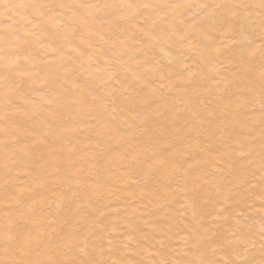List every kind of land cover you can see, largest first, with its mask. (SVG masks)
Listing matches in <instances>:
<instances>
[{
  "label": "bare ground",
  "instance_id": "obj_1",
  "mask_svg": "<svg viewBox=\"0 0 264 264\" xmlns=\"http://www.w3.org/2000/svg\"><path fill=\"white\" fill-rule=\"evenodd\" d=\"M88 1H90V3L87 4L88 5L87 8L86 7L80 8L79 11L76 13L74 12L75 11L74 9L73 10L71 9L74 13L69 14L70 18L68 17L69 20H67L68 21L67 24L64 27H61L62 25L59 26L58 23L55 24L54 19H56V18H54L53 15L56 14L57 12L63 13V11H65L66 7H65L64 3H67L68 2L67 0H65V1L63 0L62 3L56 4L55 10L57 12H55L52 15L50 14L51 17L48 16L47 19H44V17L40 18L41 17L40 12L44 9L46 3L47 4L49 3L48 0H13V2L11 0L12 4L16 5L15 6L16 8H14L15 9L14 10L15 20L13 22L11 21L12 24L9 26V29H5V33L7 36L6 40H8L9 38H11L13 36L14 37L17 36V35H15L16 33L12 32V31H15L14 28H17V26H20L21 27V30L19 32V33H21L20 39H22L23 41H26V42H30V46H32V49H31L32 51H29V53L26 54V53H18L15 50H12V51L8 50L7 51L8 54H6V53L5 54L9 56L8 62L11 65L10 71L12 72V70H13V72H15V70H16L18 72L20 69L17 70V68L13 67L12 64L19 65L22 62L23 63L26 62V60L27 61L28 60H30V61L35 60L37 58V56L39 55V53L41 52V50L45 51L46 49L47 50H54V49L57 50L58 49L60 51L61 49H59V48H62L63 42L67 41L68 38H69L70 42L68 40L66 45L69 46L72 43L71 45H72L73 49H74L73 46H77L78 44H80L81 46H85V48H89L91 45H89L83 41H80V40H76V41L73 40L77 43L76 45L73 44L71 39L73 37L77 36L75 34L73 35V32L75 31V27L84 28L86 25L84 23V20L89 21V22L92 21V24L94 26L92 28V30L97 31V32H100V31L102 32L105 25H103L102 22L99 21L98 19H101L100 17H101V14L104 12V9H108L109 7H102L101 11H103V12H101L100 10H96V8L101 3L106 2L105 0H88ZM163 1L165 2L166 0H161L159 2H163ZM138 2L139 1H137L135 3H138ZM151 2L153 3V1H151ZM119 3H120V1L118 2V4ZM142 3H143V1L140 4L141 5L148 4V2L146 3V1H145L146 4H144V3L142 4ZM74 4H77V1ZM108 4L109 3H107V5ZM120 5L122 6L121 3H120ZM120 5H118V7H115V9H114L115 10L114 12H116V13H114L115 15L117 13H120L123 11L122 7ZM131 5H132V2H131ZM131 5L127 6V8L128 7H130V8H128L129 10H124L122 13V16L124 14L125 15L130 14L134 11L133 10L134 8L132 9ZM108 6H110V4ZM4 7H6V6H4ZM110 8H111V6H110ZM110 8H109V11H111ZM119 8H121L122 11L121 10L119 11L118 10ZM3 10H4L3 6H0V20L3 19V17H4L3 16V14H4ZM138 10H139V7H138ZM17 11H20L19 13H22L23 15L21 16L19 14L17 16V14H16V13H18ZM147 12H145V14ZM65 13H68V12H65ZM110 13H112V12H110ZM150 13H151V15L154 14V12L151 10L149 11V14ZM48 14H44V15H46V17H47ZM63 14H57V15L60 16ZM141 15H144V13L139 14V16H141ZM119 16H121V15H119ZM57 20H58V18H57ZM33 21H35L34 24H33ZM37 21H42L41 25H44V26H42L43 28H41V29L37 28ZM219 23H220V21L217 24V26H218L217 28H220ZM251 24L254 25L253 23H251ZM122 25H123V23L121 24V26ZM252 25H251V27H253V28H249L252 31V33L260 32V29L258 26H256V29H255L254 26H252ZM212 27L213 26H211V28ZM58 29H59V31H58ZM90 30H91V28H89V31L83 33L81 35V38L82 39L91 38L90 42L94 40L95 43L97 44V46L100 47V49H102L101 47L105 46L102 43L106 44V42H107V39H106L107 36H105V38L103 36L101 37V35H103L105 32L103 34L98 33V36L101 37V38L99 37L100 41L102 38L104 40L106 39V41H104V42L102 40V43L100 44L99 40L97 39L98 37L96 35L95 36L91 35ZM212 30H214V28H212ZM236 30H237L236 35L241 36L243 34V36H245V33L242 31V27L239 29V26H238ZM261 30H262V28H261ZM215 31H216V29H215ZM200 33L202 34L201 31H200ZM150 35L154 36V34L152 35L151 33H150ZM160 35L161 34H157L155 36L156 37L158 36L160 38ZM2 38L0 36V42L2 40H4V38L3 39ZM206 38L208 41L209 37L205 36V34H204L203 40L205 42H207L205 40ZM212 38H213V36H212ZM11 39H13V38H11ZM11 39H9L7 42H10ZM146 39L148 40L149 38H146ZM152 39L154 40V38H152ZM214 39L215 40L219 39L218 41H220L221 44H223L224 46H227L228 48L232 47L231 46L232 39L227 40V36H225L223 38V37H219L217 35H214ZM240 39H241V37H240ZM14 40H16V39H14ZM110 40L112 42L114 41V39H112V38H110ZM110 40H108V41L110 42ZM149 40H151V39H149ZM120 41L121 40L118 39V40H116L115 44H114V42L113 43L110 42V43L114 44L115 46L114 45H112V46L115 48L116 46L118 47V45H119L118 43ZM244 41H248V40H244ZM144 42H147V41L144 40ZM158 42H159V40H158ZM160 42L161 43L163 42L162 39ZM166 42H167V40H166ZM68 43H70V44H68ZM157 43H156V45H157ZM149 44H151V43H149ZM149 44H146V45H149ZM162 44H165V43H162ZM128 45H127V43H125V47L127 48V49L125 48L126 51L128 50ZM260 45H261V43H260ZM112 46H109V48L110 47L112 48ZM120 46L121 45H119L118 51H120V49L122 48ZM79 47H77L78 51H79ZM93 47H95V46H93ZM96 47H95V49H99ZM70 48H68V47H67V49L62 48V50H64V51L67 50L69 52L71 50L74 51L73 49L70 50ZM114 48H112V49H114ZM146 48H148V47L146 46ZM248 48L249 47L246 46L247 50L246 49H244V50H246V52H247ZM259 48H261V47H259ZM112 49H110V51H112ZM241 49H243V47H241ZM241 49H239V50H241ZM256 50H257V48H256ZM75 51H77L76 48H75ZM75 51H74V53H75ZM114 51H117V49L115 48ZM121 51H122V49H121ZM222 51H223V49H222ZM26 52H28V51H26ZM68 53H66V54H68ZM93 53H95V52H93ZM103 53H105V50ZM113 53L117 54V52H113ZM118 53L121 54L122 52H118ZM69 54H71V53H69ZM114 54H113V56H114ZM206 54H209V53H206ZM251 54H249V55H251ZM258 54H260L261 57L254 58V60H257V62H255V63H249V62L244 63V62H242V64H241L236 59L237 57H235L237 54H235V56H234L233 54H231V52H230L228 58L230 59L229 64L233 69L232 74L234 73V76H237L238 78H240L241 76H244L247 79H251L252 86H253V84H255V85H261L263 87V85H264V50H263V52L261 51ZM91 55H93V54L91 53ZM204 55H205V53H204ZM241 55H240V57H241ZM116 56L117 55H115V57ZM126 56H128V55H125L123 58V55H122V58L125 60ZM62 57H65L64 54L62 55ZM97 57H98V55L97 56L93 55V58L98 59ZM133 57H134V55H133ZM220 57H221V55L215 56V58H220ZM138 58H140V57H138ZM245 58H247V57L245 56ZM130 59H133V58H130ZM124 60H122L123 61L122 63H124ZM137 60H135V61H137ZM140 60H142V59H140ZM239 60L241 61V58ZM243 60H244V58H243ZM67 61L68 60H66L64 58H61L59 60L58 64L56 65L57 72L64 73L63 72L65 69L64 66L68 63ZM119 61H120V59H119ZM129 62H130V64H128V65L132 64L133 69H135L134 68L135 63L133 64L134 59H133V61L129 60ZM129 62L127 61V63H129ZM102 63H104V62H102ZM172 63L173 62H171L170 65H172ZM140 64H142V63L140 62ZM88 65H90V64L88 63ZM95 65L98 66L97 63H95ZM95 65L93 67H89L87 65H84V66H87L89 68H86L84 66H83V68H86L88 73L90 71H93V72L95 71L94 73H96V68H98V67H96ZM101 65H102L101 67H103L105 65V63H104V65L103 64H101ZM112 65H114V64L112 63ZM122 65H124V64H122ZM128 65L125 63L124 67L126 68V66L128 67ZM136 65L138 66L139 64H136ZM150 65L151 64H149L148 68L150 67ZM212 65L213 66L217 65V67H218V63L216 64V62H213ZM52 66H54V65H52ZM105 66L109 67L111 65H105ZM173 66H175V65H173ZM108 67L105 69H109ZM130 69H132V68L130 67ZM109 70H107V72H108V75L110 77H114L117 75V74H113L114 71L112 73H110ZM132 70H130V71H132ZM137 71H138V69H137ZM137 71L135 70V72H137ZM103 72H104V70H103ZM107 72L105 70L106 75H107ZM174 72H175V74H177L179 76V78H181L180 79L181 82L182 81L185 82V80L191 81L192 78L194 80H200L201 81V83L197 86L195 92L193 94H191L192 98L189 97L190 98L189 100H179V99L176 100L173 97L174 101L171 104L172 107L169 105V103L168 104L166 103L170 107L168 109L165 107L164 104L160 105L159 104L160 101L159 102L156 101V99H157V97H159V95L156 92V90L150 88V86H149V87L144 88L145 92L142 95L136 96L132 100V103L135 105V104H144L149 99L156 98L154 100V103L151 104L150 109L152 108L154 114L158 115L159 117L166 115V113H168L171 109V111H173L174 115H175L173 122L168 123V121H167V123H165V122L163 123L160 120V123L158 122L159 124L157 126L153 125L154 127L152 128L149 126V123H152L154 121V118L157 119V117L152 115L150 117V119H145L144 117H142L139 120H135V118L138 115L137 112L139 110H141V108H137L136 105L135 106L133 105V108H132L133 110L126 109L127 107H129V105H127V106L121 105L120 107L122 108V110L119 112L120 114H117V115L116 114H108L106 111H103V112H99V115H95L94 119H89L88 112L91 111L95 107V105L92 104V106L89 108V111L87 110L88 108L85 109L83 111V115L81 114V116L79 117L78 120H76V116H75V120H74L72 115H70L72 118H70V117L66 118V120L69 123L66 122V125L64 124L65 126H63V131L59 134H60L61 138H67V139L72 138L73 139V142L71 143V145H69L71 147L65 146V149H64L65 154L69 159H73L75 157L82 158V156H78V154L75 155L73 153H75L74 150L79 148V146H78L79 143L83 144L81 140L86 133L88 136H92L93 140L98 139V137H100V134H99L100 130H103L104 132H106V135H105L106 138L109 139L112 137V133L114 132L115 128L110 127V126H105L103 123L108 124V123L118 122L117 120H119V121L121 120V123H122V124H120L121 128L125 126L126 121H128V123L129 122L134 123V125L132 127H129L128 131L124 130L125 133L127 132L128 136L123 138L124 141H121V143H123V145L114 147V145H112L110 142V143L106 144V149H103L107 155L109 154V155H111V156L113 155V156L109 160H107V165L109 166V171H111V174L108 175L106 177V179L104 180V187L101 190L90 188L89 186H86L82 182H78V183L67 182V181H65V176H64L65 173L61 172L60 170H59V172L53 171L51 173L46 171L45 168L49 165V162L51 160H54L53 165H55L56 168L61 169V168H64L65 165L63 164L62 160L58 156H51V154L47 155L43 151V148H42L43 146L39 147V145H38L39 148H42L41 150H39V148H38V150H36L34 148L33 144L31 145V146H33L32 148L26 147V146H30V145H28L30 143H28L26 146H18L19 145L18 143L21 142L19 140H17L19 142L16 144H14L16 142V140L10 141V142H12V145L13 144L16 145V148H14L12 145L10 147L11 143H9V145L3 144L4 146H2V145L0 146V149H1L0 164L3 163L1 168L4 170H7L8 171L7 177H10L8 179L7 178L3 179V180L0 179V199H1L0 200L1 201L0 202V264H6V263L7 264L8 263L35 264L34 259L41 256L42 250L45 249L41 243H43V241H44L43 239L46 238L49 233H51L53 236H57V237L64 235L66 237L72 236L71 238H74V235H76L74 228L66 227L65 223L63 222V219L67 214L66 212L69 211L67 209L71 208L72 202L75 199V197H80L81 198L80 201H85L87 198H89L91 196H93L95 199H98V200L102 197L101 205L97 207L98 212L107 211V209H109L112 206L113 208H115L114 211L112 209H110L107 211L106 215L110 216L112 214H117V215L121 216L120 218H122V216H123V217H125L127 222L132 223L133 225L131 226V228L129 226L131 224L128 225V227L130 229H127L128 230L127 232H129V231L132 232L136 226L140 227L141 229H144L146 226L153 228V227H157L161 224L162 225L164 224L163 225L164 226L163 237L161 236L158 238L157 237L158 234L156 237L151 236L152 238H150V239L148 238L149 242H152L154 244L157 243L158 245L160 244L159 246L158 245L156 246L158 249L163 244H166V246H165L166 248H174L176 246L177 250L175 249L171 253L167 254L168 256L156 254L155 253L156 251H154L153 253L150 252V254L147 252L149 255L145 252L148 255V256L146 255L147 256L146 257L144 255L145 254L144 251H146L147 248H144V246L142 244V241L145 239V237L143 236L144 234L143 235L139 234L138 231L135 230L138 234L137 233L135 234L136 237L134 238V241L136 243H139V244L141 243L142 244L141 246L143 247L142 249H144V251L140 252L139 255L137 254V258H130L129 260H126L124 257L121 256L123 254L120 255L121 252L119 254H116V253H112V254L110 253L109 254L108 253V254L99 255L97 252H99V251L101 252V250H99V248H98L99 251H95V249H92L91 246L95 244V243H92V245H89V254H85V256L80 255L78 252H74L72 254H66L61 250L55 249L52 253L53 256L51 258H46V260H48V262H45V259H44V262L46 264H159V263L164 262L166 260H167V262L163 263V264H179L177 259L178 258L180 259L182 252H183L182 256H184V258H185L183 250H186L188 248L192 249L193 247L196 249L200 248L198 246H195L196 243H194L193 246L188 245L189 243L187 242L188 243L187 244L185 241V240H188L187 238H189V240L192 239V240L199 241L201 243H203V242H206V243L207 242H209V243L213 242L214 243L215 242L214 246L211 247V250L218 248L219 252L217 250H215V251H217L220 254H221V252H224V255H223V257H221V259L217 258L214 263H209V264H224L225 262L228 263L227 261L237 260V259H239V260L242 259V261H243L242 264H264V255H263V251H261L264 249V239H263L264 237L261 238L262 236H260V237L258 236L260 234L264 235V167L263 166H257L253 170L250 171L249 163L251 160L252 161L256 160L255 159L256 157H252V155L251 156L239 155V154H237V151H236V149H237L236 146L239 143H241L243 140V129H238L237 127H235L233 125L226 126L228 124H226V122L224 120H222L220 123H218V118L220 116L218 114L209 113L203 106L198 107L197 106L198 100L196 99V97L198 95L207 96V95L211 94L213 89L221 90L220 92L215 93L216 95L221 96L220 99H222L224 97L229 98V94H228L229 92L238 91V89H236L235 87H239L242 94L248 93V95H250L249 97H251V95H255V94L259 95L261 89L258 88V86H253L254 89L247 91L246 89L243 88V87H245V85H242V83H240V85H242L243 87H241L240 85H237L238 83H237V80H235V79H233L231 82H229L227 84H225V81L220 82L221 80L218 83H213V81H214V80H212L213 75H214L213 71H209L208 68H207V71L199 69V68L198 69L197 68L190 69L188 66H186L185 63H184V65L178 66V68L175 69ZM94 73H93V75H94ZM119 73H120V71H119ZM133 73H134V70H133ZM136 74L139 77L138 72ZM226 74H229V72L228 71L221 72V76L226 75ZM30 76H31V78H29L30 80L28 79V82L32 81V82H34L32 84H35L36 80L32 79V78L35 79V77H36L35 74H31ZM90 76H91V74H90ZM107 76H105V78ZM105 78H104V83L109 82L108 77L106 78L108 81L105 80ZM135 78L136 77H134V79ZM121 79H122V75H121ZM147 79H148V77H147ZM247 79H245V80L247 81ZM64 80L65 81L71 80V81H68L67 84L71 88L73 99L78 101V103H75L74 100L72 99V102L70 104L71 109L79 107V105H81L85 101V99L88 100L91 98V96L89 97L87 95V91H89L88 87L78 90L75 86V84H77L78 82L74 84L72 79H64ZM149 80H151V77L149 78ZM233 81H236V82H233ZM112 82H113V80H112ZM168 82H169V80H168ZM248 82H250V81L248 80ZM150 83H151V81H150ZM153 83H155V85H156L155 81ZM157 83H158L157 85H159V82H157ZM169 83L167 84V82H166L165 84L170 86ZM15 84H16V82H15ZM83 84H84V82H83ZM114 84H115V82H114ZM10 85L11 84H9L8 87H11ZM160 85H161V83H160ZM152 86H154V84ZM54 87H55V85H54ZM120 87L122 88V86H120ZM124 87H127V86H123V88ZM156 87L158 88V86H156ZM161 87H162V85H161ZM90 88H91V86H90ZM188 88H190V87H188ZM9 89L15 95L11 96L9 93L1 92L0 93V100L5 99V98H15V99L18 98V96L20 94L19 93L20 89L18 90V88L14 87V85ZM124 89L126 90V88H124ZM162 89H164V86L162 87ZM185 89H186V87H185ZM185 89H184V91H185ZM191 89H192V87H191ZM92 90H93V87H92ZM166 91H167V89H166ZM173 91L174 90L172 89V91H170V92H173ZM40 92H42V91H40ZM111 92H114V91H111ZM120 92H121V90H120ZM56 93H57V91H56ZM58 94H60V93H58ZM160 94H162V93H160ZM45 95H47V94H45ZM43 96H42V99H43ZM171 96H174V95H171ZM201 96H199V97L201 98ZM23 97H25V96H23ZM92 97L96 98L94 96H92ZM166 97H168V95ZM100 98H101V101L104 100L102 97H100ZM21 99H22V97H21ZM238 99L240 101V98H238ZM256 99H257V97H256ZM54 101H55L56 105L62 104V102H63L62 95L54 97ZM46 106H42V107L39 106V108H42V110H40L38 108L39 111L38 112L36 111V116L38 113L39 116L42 115V117H43L41 120L42 125L48 122V113L45 111L47 109ZM99 106H100L99 104H96V107L99 108ZM114 106L115 105L113 104L111 106V108ZM183 108H187L188 109L187 112L192 114L193 116L195 115V118L198 120V122H197L194 119L195 120V121H193V123H195L194 126L191 127L190 129H187V131H186V133H188V134H190V132H193L194 133L193 136L195 139H187V138L183 139V137L181 136L184 126L186 128L188 125V121L187 122L181 121V119H180L181 115H178L176 113V109L178 111H180V110H183ZM103 109H104V106H103ZM112 113H114V110ZM238 113H239V111L237 112V111L232 110V111L228 112L227 116L229 118L231 117L233 122H236V121L240 120V116ZM106 114H108V115H106ZM21 116H22V114H21ZM119 117H121V118H119ZM247 117H248V115H247ZM17 118H18V116H17ZM24 118H25V116H24ZM252 120L250 119L251 124H252V122H251ZM18 121L21 122V120H18ZM31 121H33V120H31ZM253 121L257 123L258 120L257 121L253 120ZM257 125H258V123H257ZM137 126H141L142 130L137 128ZM206 126H212V127L214 126V130L211 131V133L207 134V133H205ZM57 127H58V125H57ZM249 128L247 130H249ZM3 129H5V128H3ZM168 129H171L170 133L167 132ZM78 130H79V132H78ZM252 130L253 129H251L249 131H252ZM228 131H229V133L236 134L237 145L236 146L235 145H229L228 147L225 146L226 149H224L222 141H219L218 139L223 137ZM45 133H46V131H45ZM165 133H168V134H165ZM26 135L28 137V135H30V134H26ZM262 135H264V134H262ZM207 137H214L215 141L211 142V141L207 140L208 139ZM254 137L258 138L257 136H254ZM9 138L5 137L6 140L8 139L7 141L10 140ZM117 139L119 140L121 138L118 137ZM7 141H6V143H8ZM3 142L5 143V140H3ZM104 142H106V141H104ZM88 143H87V145H89ZM215 143L217 145H214ZM84 144H86V143H84ZM35 146H37V145H35ZM90 146H91V144H90ZM88 147L89 146H87L86 148H88ZM248 147H249V145H248ZM100 148L98 145H95L91 149L92 155H90L91 153L88 156H85L86 154L83 155L84 159H86V160L90 159L92 161L93 165H91V167H90V174L95 175L97 178H101L103 176L101 174V168L103 166L102 161L105 158L104 154H100V152L103 151L102 148L101 149ZM215 148L220 149L221 151H216ZM138 149H141L142 153L140 151H137ZM250 151H252V150H250ZM81 153L83 154V152L80 151V154ZM133 153L135 154L134 156H132ZM249 153L252 154V152H249ZM253 154H255V153H253ZM5 155H7V156H5ZM260 157H262L264 159V154H261ZM33 159L39 160L37 163V165H39V166H37L38 167L37 170L31 169L28 166V164L30 162L34 161ZM33 163H35V162H33ZM125 164H128L129 167L131 169H133L134 175L138 178V182L137 183L134 182L135 185L133 183H132L133 185L128 183V181L126 180L127 176L125 175V172H126L127 168H126ZM110 166H111V168H110ZM149 167H151V168L149 169L147 174L143 173V170L147 169ZM103 174L105 175V173H103ZM25 176H26V181L30 182V183H28V184L24 183V182H26V181H23L25 179ZM34 180H36L37 182ZM152 185L153 186L157 185V186L151 187ZM56 189H62V191L66 194V196L63 197L64 202L61 205L62 207L58 208L57 207L58 205H56V204H58L57 202L61 203L62 200H59V198H57V200L55 199L56 201H54V202H56V204L54 203V205H56V208H58V211H56V213L54 215V217L56 218V222H53V223L46 222L48 219L47 218L48 213H47V208H46V202H44V201H42L41 206H40V204L34 203V205H31L30 209H28V210L23 209L24 205L30 204V203L34 202V200L35 201L39 200V199L49 200V199L55 197L54 191ZM111 198H113L112 204L110 201ZM119 208H121L122 210ZM76 209H77V207H76ZM78 209H79V207H78ZM113 212H115V213H113ZM13 217H16V219H21L24 221L26 220L28 225L30 226V227H27L28 228L27 231L30 232L31 230H33V228H32L33 226H37V228L42 227V230L46 231V234L44 235L40 232H35V233L26 232L25 233L24 231H22L23 235L10 233L8 230H6V228H8L10 226V224L15 225L18 223V222H12L10 220V219H13ZM72 221H73V223H75V220H72ZM127 222H124V224H126ZM124 224L122 226H124ZM104 227L102 226V228H104ZM133 227H134V229H133ZM106 229L109 230V228H106ZM147 229H146V231H144L146 233V235H148V232H149V234L151 232V231H149L150 228L148 229V231H147ZM157 230L158 229H156V231ZM104 232H101V233L103 234ZM109 232H107V233H109ZM126 233H124V234H126ZM109 234H107V236L105 234V236L108 237ZM111 234H113V233H111ZM129 234H128V236H129ZM116 235H117V237H119L118 234H116ZM130 235L132 236V234H130ZM176 235H178V236L180 235V237H178L177 239L171 240V237L176 236ZM113 236H115V234H113ZM234 236L236 237V239L240 238L239 240L242 242H240L236 239L234 240L233 239ZM124 237H126V235H124ZM132 237H130V239H128V237H127L126 240L129 241L132 239ZM148 237H149V235H148ZM184 237L186 239H184ZM101 238L102 237L98 238L97 242H102L103 239H101ZM110 238L113 239L111 236V237H108V240L106 239L105 241L106 242L111 241ZM122 238H123V236H122ZM114 239L117 240V238H114ZM181 239H184V241L182 240L184 242V243L182 242L183 247H181V246L179 247V244L181 243V241H180ZM24 240H27V242L24 243ZM165 240L167 241V243L166 242L164 243ZM256 240H257V242H255ZM229 241H230V244H229ZM30 242L32 244H34L35 246L31 245ZM121 242H120L121 243L120 245H121V247H123V245H124L123 240ZM253 242H255V243H253ZM110 243L111 242H109V243L107 242L106 244L109 245ZM130 243L131 242H129V244L125 246V247H127V249L124 247L125 248L124 250H128V252H129L128 248L132 245ZM136 243H134V244H136ZM223 243H227L226 246H223ZM249 243H251V246H253L255 252L253 253L250 251L251 253L248 252V254H250V255L246 256V253L249 249ZM184 244H187V245H184ZM147 245H148V243H147ZM132 246H134V245H132ZM84 247H85V245H84ZM135 247H136V245H135ZM137 248H139V247L137 246ZM17 249H21L20 253H18V254L15 253V251ZM107 249L109 250L108 247H107ZM139 250H140V248H139ZM206 250H207V248H206ZM189 251H191V250H189ZM192 251H193V249H192ZM124 252H126V251H124ZM194 252L195 251H193V253ZM211 252H213V251H211ZM211 252H210V255L213 256L214 254L212 255ZM141 253H143V255L145 257ZM185 253H187V252L185 251ZM201 253H203L202 250H201ZM203 254L208 255L206 253H203ZM193 255H196V254L194 253L190 256H193ZM204 255H202L201 258ZM216 255H217V253H216ZM141 256L143 258H140ZM196 256H198V255H196ZM193 257H195V256H193ZM187 258H189V256ZM189 259H193V258L190 257ZM194 259H195L194 260L195 262H193L192 264L199 263L198 258H194ZM196 259L198 260V262H196L197 261ZM206 259L207 258H205V260ZM160 260H163V261H160ZM202 260H204V257ZM202 260H200V261L202 262ZM238 261H236V262H238ZM205 263L206 262H204V264ZM201 264H203V263H201Z\"/></svg>",
  "mask_w": 264,
  "mask_h": 264
},
{
  "label": "rangeland",
  "instance_id": "obj_2",
  "mask_svg": "<svg viewBox=\"0 0 264 264\" xmlns=\"http://www.w3.org/2000/svg\"><path fill=\"white\" fill-rule=\"evenodd\" d=\"M48 1H49V3L48 4L46 3L44 9L41 11L42 13L40 12V16H41L40 18L44 17V19H47L48 16L51 17L52 14L57 12L55 10L56 9L55 5L62 3L63 0H48ZM67 1H68L67 3H64V5L66 7L65 11H63L64 14L62 12H57L56 14L53 15L54 18H56V19H54L55 24L58 23L59 26L62 25L61 27H64L67 24V22H68L67 20H69V18H70L69 14H73L74 12L75 13L78 12L80 8H85V7L87 8V6H88L87 4L90 3V1H88V0H67ZM76 1H77V4H74V3H76ZM105 1L106 2L101 3L96 8V10L101 11L102 7H109L110 8V6H111V8H110L111 11H109V8L104 9V12L101 11V12H103L101 14V17H100L101 19H98L99 21L102 22L103 25H105L102 32L101 31L100 32L93 31L92 28L94 26L92 24V21H90L91 22L90 23L89 21H85V20H84V23L86 24L85 27L84 28L75 27V31L73 32V35L74 34L77 35L76 37H73L71 39L73 44L76 45L77 43L75 41L80 40V41H83V42L91 45L89 48H85V46H81L80 44H78L77 46H73L74 47V49H73L72 45H71L72 43L71 44L68 43V44H70L69 45L71 47L70 48L69 46L66 45V43L69 40V38H68L67 41L63 42L62 48L67 49V47H68V48H70V50L73 49L74 51L76 48L77 51H75V53L72 50L71 51L73 53L71 51L69 52L67 50L64 51V50H62V48H59V49H61L60 51L58 49L57 50L56 49H54V50H47L46 49L47 51L41 50V52L39 53V55L37 56V58L35 60H31V61L26 60V62H24V63L22 62L19 65L12 64L13 67L17 68V70L18 69H20V70L18 72L16 70H15V72H13V70H12V72H11L10 71L11 65L8 62L9 56L6 55V54H8L7 51L8 50L9 51L15 50L18 53H26L27 54V53H29V51H32L31 50L32 46H30V42H26V41H23L22 39H20L21 38V33H19L21 30L20 26H17V28H14L15 31H12V32H15L16 33L15 35H17V36L11 37L13 39L9 38L11 40H10V42H7L9 39L6 40L7 36L5 33V29H9V26L12 24L11 21L13 22L15 20V18H14V14H15L14 10L15 9L14 8H16L15 7L16 5L12 4L13 0H12V2H11V0H0V6H3V8H4L3 12L5 14V15L3 14V16H4L3 19L0 20V32H1L0 36H1V38L2 37L4 38V40H2L0 42V78L2 79V80L0 79L1 80L0 82L1 83L3 82L2 84L0 83L1 84L0 85V93L6 92V93H9L11 96H14L15 94L12 93L9 88H11L14 85V87L18 88V90L20 89V91H19L20 94H19L17 99L5 98V99L0 100V146L1 145L4 146L6 144L9 145V143H11L10 144V147H11L12 142H10V141H14V140H16L15 143L13 142L14 144L21 141L18 143L19 144L18 146H26L28 143H30L28 145L31 146L33 144V146L36 150H38V148L40 146L41 147L43 146L42 147L43 151L47 155L51 154V156H58L62 160L63 164L65 165L64 168H61V169L56 168V166L53 165L54 160H51L49 162V165L45 168L46 171L51 173L53 171L59 172V170H60L61 172L65 173V175H64L65 181H67V182H70V183L82 182L86 186H89L90 188L101 190L104 187V180L106 179V177L108 175L111 174V171H109V166L107 165V160H109L113 156V155L111 156L109 154L107 155L103 149H106V144H108L110 142L112 145H114V147L123 145V143H121V141H124L123 138L128 136L127 132L125 133V131H128L129 127H132L134 125V123H131V122L128 123V121H126L125 126L122 128L120 127V124H122L121 120L120 121L117 120L118 122H114V123H108V124L103 123L105 126H110V127L115 128L114 132L112 133V137H111L112 139L109 138L110 139L109 140L108 138H106L105 137L106 132H104L103 130L99 131V134H100V137H98V139L100 138L99 140L98 139L93 140V137L88 136L86 133L81 140L83 144L79 143L78 144L79 148L74 150L75 153H73L75 155L78 154V156H82V158L75 157L73 159H69L66 156L64 149H65V146L71 145V143L73 142V139L72 138H70V139L69 138L68 139L67 138H61V136L59 134L63 131V126L66 125V122L69 123L66 120V118L67 117H70V118L73 117L75 120V116H76V120H78L79 117L81 116V114L83 115V111L85 109L88 108L87 110L89 111V108L92 106V104H94L95 107L91 111L88 112L89 119H94L95 115H99V112H103V111H106L108 114H116V115L120 114L119 112L122 110V108L120 107L121 105L122 106L129 105V107H127L126 109L133 110L132 108H133L134 104L132 103V100L136 96L142 95L145 92L144 88L150 86V88L156 90L159 97H157V99L156 98L149 99L144 104H135L137 108H141V110H139L137 112L138 115L135 118V120H139L142 117H144L145 119H150V117L152 115H154L157 117V119L154 118V121L152 123H149V126L152 128L154 127L153 125L157 126L160 123V120L163 123L164 122L167 123V121H168V123L173 122L175 115H174V112L171 111V109L168 113H166V115L159 117L158 115L154 114L153 109L152 108L150 109V107H151V104L154 103L155 99L158 102L160 101L159 102L160 105L164 104L165 107L168 109L170 107L167 104L169 103V105L172 107L171 104L174 101V98L176 100L177 99H179V100H189L190 99L189 97H191V94H193L195 92L197 86L201 83V81L200 80H194L193 78L191 81H187V80H185V82L180 81L181 78H179V76L177 74H175L174 70L177 69L178 66L184 65V63H185L186 66H188L190 69H192V68L198 69L199 68V69L207 71V68H208L209 71H213L214 72L213 79H212V80H214L213 83H218L221 80L220 82L225 81V84H227V83L231 82L233 79H235V80H237V83H238L237 85H240V83H242V85H245V87H243L242 85H240V86L243 87L244 89H246L247 91L254 89L253 86H258V88L261 89L259 95L255 94V95H251V97H249L250 95H248V93L242 94L240 88L235 87L236 89H238V91L229 92L228 93L229 98L224 97L222 99H220L221 98L220 95L215 94L216 92H220L221 90L213 89L211 94H209L207 96L198 95L196 97V99L198 100L197 101L198 107L203 106L209 113L218 114L220 116L218 118V123H220L222 120H224L226 122V124H228L226 126L233 125V126L237 127L238 129H243V140L238 145H237L236 134L229 133V131L223 137L218 139L219 141H222L223 148L226 149V147H228L229 145H235V146L237 145L236 146L237 147V149H236L237 154L249 155V156L252 155V157H256L255 158L256 160H253V161L251 160L249 163L250 171L253 170L257 166H263L264 167V159L262 157H260L261 154H264V135H262V134H264V88H263L264 85L262 87L261 85L253 84V86H252L251 79H247L244 76H241L240 78H238L237 76H234V73L232 74L233 69L229 64L230 59L228 58L230 52L234 56H235V54H237L235 57H237L236 59L242 64V62H244V63H248V62L249 63H255V62H257V60H254V58L261 57V55L258 53L261 51L263 52V50H264V0H256V1L255 0H166L165 2L164 1L159 2L161 0H159V1L158 0L157 1L156 0H105ZM117 1L118 2L120 1L122 6L120 5V3L118 4ZM137 1H139V2L135 3ZM140 1L141 2L143 1L144 4H146L148 2V4L141 5ZM145 1H146V3H145ZM151 1H153V3ZM131 2H132V5H131ZM107 3H109L110 6H108L109 4L107 5ZM118 5H120L122 7L123 11L129 10L128 8H130V7L127 8V6L131 5V8L132 9L134 8L133 9L134 11L130 14H127V15L124 14L125 16L124 15L122 16L123 11L121 10V8H119L118 10L122 11V12H120L121 14L117 13L115 15L114 13H116V12H114L115 11L114 9H115V7H118ZM4 6H6V7H4ZM138 7H139V10H138ZM71 9L72 10L74 9L75 11L73 12ZM150 10L154 12L153 15H151V13L149 14ZM17 12H18V13H16L17 16L19 14L21 16L23 15L22 13H19L20 11H17ZM65 12H68V13H65ZM108 12L109 13L112 12V13L109 14ZM145 12H147V13L145 14ZM142 13H144V15L139 16V14H142ZM44 14H48L47 17ZM57 14H63V15L59 16ZM119 15H121L122 17ZM57 18H58V20H57ZM35 21H33V24L35 23ZM219 21L223 26L219 23L220 28H217L218 27L217 24ZM119 22L121 24L123 23L124 26L123 25L121 26V24ZM41 23H42V21H37V28L38 29L43 28L42 26H44V25H41ZM251 23H253L254 25H252ZM251 25L254 26L255 29H256V26H258L260 29V32L252 33V31L249 29V28H253V27H251ZM211 26H213L212 28H214V30H212ZM238 26H239V29L242 27V31L245 33V36H243L242 33H241L242 34L241 36L236 35L237 34L236 29ZM88 27L91 28V30H92V31L90 30V34L94 35V36L96 35L98 37L97 38L98 40L100 37V36H98V33L103 34L105 32L103 35H101V37L103 36L105 38V36H107L106 39H107L108 43L107 42H106V44L102 43V40L104 42V41H106V39L104 40L102 38L101 41L99 40L100 44L102 43L103 45H105V46L101 47L102 49H100V47L97 46V44L95 43L94 40L90 42L91 38H86V39L81 38V35L83 33L89 31ZM261 28H262V30H261ZM215 29L217 32L215 31ZM58 31H59V29H58ZM200 31L202 32V34L200 33ZM150 33L152 35L154 34V36H151ZM157 34H161L162 36L160 35V38L158 36L156 37L155 35H157ZM204 34H205V36L209 37L208 41H207V38L205 39L207 42H205L203 40ZM211 35L213 36V38ZM214 35H217V36L223 37V38L225 36H227V40L232 39V44H231L232 47L228 48L227 46H224L223 44H221L220 41H218L219 39H217V40L214 39ZM240 37H241V39H240ZM110 38L114 39V41H113L114 44H115L116 40H118V39L121 40L118 44L121 45L120 47H122L121 48L122 51H121V49H120V51H118V49H119L118 44H117L118 47L117 46L115 47L117 49V51H114L115 48L112 46L114 44L110 43V42H112L110 40ZM146 38H149L151 40H149V39L147 40ZM152 38H154V40ZM14 39H16V40H14ZM161 39L163 41L162 43H165V44H162L160 42ZM165 39L167 40V42ZM73 40H75V41H73ZM108 40H110V42ZM144 40L147 41L148 43L144 42ZM158 40H159V42H158ZM244 40H248V41H244ZM69 42H70V40H69ZM125 43H127V45L129 44L127 51H126L127 48L125 47ZM149 43H151V44H149ZM156 43H157V45H156ZM260 43H261V45H260ZM146 44H149V45H146ZM245 45L249 47L247 52H246L247 49H246ZM93 46H95V47L97 46L96 48H99V49H95V47H93ZM109 46H112V48H114V49H112L111 47L109 48ZM146 46L148 48H146ZM77 47H79V51H78ZM241 47H243V49H241ZM255 47L257 48V50ZM259 47H261V48H259ZM110 49H112V51H110ZM222 49H223V51H222ZM239 49H241V50H239ZM244 49H246V50H244ZM104 50H105V53H103ZM26 51H28V52H26ZM68 52L71 54H69ZM93 52H95V53H93ZM113 52H117V54L116 53L114 54ZM118 52H122V53L120 54ZM66 53H68V54H66ZM91 53L95 56L98 55V57H97L98 59L93 58V55H91ZM204 53L209 59L204 55ZM206 53H209V54H206ZM63 54L65 57H62ZM113 54H114V56H113ZM249 54H251V55H249ZM115 55H117V56L115 57ZM122 55H123V58L125 55H128L126 57L127 58L129 57V58L127 59L125 57V60H124L122 58ZM133 55H134V57H133ZM218 55H221V57L215 58V56H218ZM240 55H241V57H240ZM238 56L241 58V61L239 60L240 58ZM245 56L247 58H245ZM138 57H140V58H138ZM61 58L68 60L67 61L68 63L64 66L65 67V69L63 71L64 73H59L56 70V68H57L56 65L58 64V62ZM130 58L134 59L133 64L135 63V65H134L135 69H133L132 64L128 65V64H130L129 60L133 61V59H130ZM243 58H244V60H243ZM119 59L121 62L119 61ZM140 59H142V60H140ZM122 60H124V63H122L123 62ZM135 60H137V61H135ZM127 61L129 63H127ZM170 61L173 63L175 62V63L174 64L172 63V65H170L171 64ZM102 62H104L105 65H111V66H109V67L105 66L104 63H102ZM140 62L142 64H140ZM213 62H216V64L218 63V67L219 66L220 67L218 68L217 65L213 66L212 65ZM88 63L90 65H88ZM95 63H97L98 66L95 65ZM100 63L103 64L105 67L104 66L101 67L102 65ZM112 63L114 65H112ZM121 63L124 65H122ZM125 63L128 65V67L126 66L127 69L124 67ZM148 63L151 64L149 68H148V66H149ZM136 64H139V65L137 66ZM52 65H54L55 67ZM84 65H87L89 67H93L95 65L96 67H98V68H96V73H94L95 71L94 72L90 71L89 72L91 74V76H90V74L87 72V69H86L89 67L84 66ZM173 65H175V66H173ZM83 66L86 68H83ZM107 67L110 70L105 69ZM130 67L134 70L135 74L138 72L139 77L137 74H136L137 75L136 76L133 73V70L130 69ZM137 69H138V71H137ZM103 70H104V72H103ZM105 70H106V72H107V70H109L110 73H112L114 71L113 74H117V75L114 77H110L108 75V72H107V75H108L107 76L105 73ZM130 70H132V71H130ZM135 70L137 72H135ZM119 71H120V73H119ZM226 71H228L229 74H226L227 76L226 75L221 76V72H226ZM93 73L95 76L93 75ZM31 74H35L36 77L38 76L37 78L34 76L35 79L32 78L33 80H36L35 84H32V83H34L32 81L28 82V79L31 78V76H30ZM121 75H122V79H121ZM105 76H107L109 79V82H107V83H104ZM133 76L136 78L134 79ZM147 77H148V79H147ZM150 77H151V80H149ZM106 78H105V80H107ZM64 79H72L74 84L78 82L77 84H75V86L78 90L88 87V90L90 92L87 91V95L89 97L91 96V98L88 100L85 99V101L81 105H79V107L71 109L70 104L72 102L73 95H72V91H71L70 86L67 84L68 81H71V80L65 81ZM245 79H247V81ZM112 80H113V82H112ZM168 80L170 83L168 82ZM248 80L250 82H248ZM150 81L152 84L150 83ZM154 81L156 82V85H155V83H153ZM15 82H16V84H15ZM83 82H84V84H83ZM114 82H115V84H114ZM157 82H159V85H157L158 84ZM166 82H167V84L169 83L170 86L165 84ZM233 82H236V81H233ZM160 83H161L162 87L164 86V89H162ZM9 84H11L10 85L11 87H8ZM153 84L155 87L152 86ZM54 85H55V87H54ZM90 86H91V88H90ZM120 86H122V88ZM123 86H127V87H124V88H126V90L123 88ZM156 86H158V88ZM92 87H93V90H92ZM185 87H186V89H185ZM188 87H190V88H188ZM191 87H192V89H191ZM166 89H167V91H166ZM172 89L174 91L170 92V91H172ZM184 89H185V91H184ZM120 90H121V92H120ZM40 91H42V92H40ZM56 91H57V93H56ZM111 91H114V92H111ZM58 93H60V94H58ZM160 93H162V94H160ZM45 94H47V95H45ZM61 95L63 97V102L60 105H56L55 101H54V97L61 96ZM167 95H168V97H166ZM171 95H174V96H171ZM23 96H25V97H23ZM42 96H43V99H42ZM92 96H94L96 98H93ZM199 96H201V98ZM21 97L23 100L21 99ZM100 97H102L104 100L101 101ZM256 97H257V99H256ZM238 98H240V101ZM74 102L78 103L77 100H74ZM96 104L100 105L99 108L96 107ZM113 104L115 106L111 108V106ZM39 106L40 107H42V106L47 107V109L45 111L48 113V122L43 124V125L41 124V120L43 118L42 115L39 116L37 113V116H36V111L37 112L39 111L38 110ZM103 106H104V109H103ZM39 109L42 110V108H39ZM112 109L114 110V113H112L113 112ZM186 109L187 108H183V110H180V111H178L176 109V113L178 115H181L180 116L181 121H185V122L188 121V125L186 128L184 126L181 136L183 137V139H185V138L195 139L193 136L194 135L193 132H190V134H188V133H186V131H187V129H190L191 127L194 126L195 123H193V121L196 120L198 122V120L195 118V115L193 116L192 114L188 113L187 112L188 109L187 110ZM232 110L237 111V112L239 111L238 114L240 116V120L233 122L231 117L229 118L227 116L228 112L232 111ZM21 114H22V116H21ZM108 114H106V115H108ZM70 115H72V117ZM247 115L251 120L252 119L255 121L258 120L257 121L258 125L253 120L251 121L252 122V124H251L250 119L247 117ZM17 116H18V118H17ZM24 116H25V118H24ZM119 118H121V117H119ZM18 120H21V122H19ZM31 120H33V121H31ZM57 125H58V127H57ZM3 128H5V129H3ZM137 128L142 130L141 126H137ZM248 128H249V130H251V129H253V130L249 131V130H247ZM213 130H214V126L213 127L212 126H206L205 133L209 134ZM45 131L47 134L45 133ZM78 132H79V130H78ZM167 132L170 133L171 129H168ZM168 133H165V134H168ZM26 134H30V135H28V137H27ZM254 136H257L258 138H255ZM5 137L6 138L10 137L9 138L10 140L7 141L8 139L6 140ZM118 137H120L121 139L118 140L117 139ZM207 138H208L207 140H209L211 142L215 141L214 137H207ZM3 140H5V143L3 142ZM17 140H19V141H17ZM6 141L8 143H6ZM104 141H106V142H104ZM84 143H86V144H84ZM87 143L89 145H87ZM14 144L12 146L14 148H16V145H14ZM34 144L37 146H35ZM90 144H91V146H90ZM38 145H39V147H38ZM95 145H98L99 148L101 147L103 151L101 150L102 152H100V151L99 152H100V154L105 155V158L102 161L103 166L101 168V174L103 176L101 178H97L95 175L90 174V167H91V165H93V163L90 159H87V160L84 159V156H83L84 154H86L85 156H88L90 153H91L90 155H92L91 149ZM214 145H217V144L215 143ZM248 145L250 148L248 147ZM30 146H26V147H29V148L33 147V146L30 147ZM85 146L86 147L89 146V147L86 148ZM69 147H71V146H69ZM42 148H39V150H41ZM215 150L221 151L220 149H217V148H215ZM250 150H252V151H250ZM80 151L83 152V154L82 153L80 154ZM137 151L141 152L142 150L138 149ZM0 152H1V149H0ZM249 152H252V154H250ZM253 153H255V154H253ZM134 155L135 154L133 153L132 156H134ZM5 156H7V155H5ZM33 160L34 161L30 162L28 164V166L31 169L37 170V168H38L37 166H39V165H37V163L39 160L38 159H33ZM33 162H35L36 164ZM2 165H3V163L0 164V179L3 180L6 178L7 179L10 178V177H7L8 171L1 168ZM125 166L127 168L125 175L127 176L126 180L128 181V183H130V184H132V183L134 184V182L137 183L138 178L134 175L133 169H131L128 164H125ZM110 168H111V166H110ZM150 168L151 167L144 169L143 173L147 174V172L149 171ZM103 173H105L106 176ZM23 181H26V176H25V179ZM34 181H36V180H34ZM24 183L28 184L30 182L26 181ZM156 186L157 185H154V186L152 185L151 187H156ZM64 194L65 193L62 191V189H56L54 191L55 197H53L49 200H42V199H39L36 201L34 200V202H32V203L24 205L23 209L24 210L30 209L31 205H34V203L40 204V206H41L42 201H44V202H46V208H47V213H48V216H47L48 219L46 222H51V223L56 222V218L54 217V215H55L56 211H58V208L62 207L61 205L64 202L63 197L66 196V194L65 195ZM57 198H59V200H62L61 203L57 202L58 204H56V202H54L57 200ZM101 199H102V197L98 200V199H95L93 196H91V197L87 198L85 201H80L81 200L80 197H75V199L72 202L71 208L67 209L69 211L66 212L67 214L64 217L63 222L65 223L66 227L74 228L76 235H74V238H71L72 236L66 237L64 235L57 237V236H53L51 233H49L47 235V237L43 239L44 240L43 243L40 242L44 246L45 249L42 250L41 256L34 259L35 260L34 263L35 264H46L45 262H48V260H46V258H51L53 256L52 253L55 249L61 250L66 254H72L74 252H78L80 255L85 256V254H89V245H92V243H95L94 245L91 246L92 249H95V251L101 250V252L100 251L97 252L99 255L108 254V253L109 254L110 253L111 254L112 253L119 254L121 252L120 255L123 254L121 256L124 257L126 260H129L130 258H137V254L139 255L140 252L144 251V249H142L143 247L141 246L142 244H143L144 248L148 249V250L146 249V251H144V253L148 252L149 254H150V252L153 253L154 251H156L155 252L156 254H160V255L165 256V255L171 253L172 251H174L175 249L177 250L176 246L174 248H166L165 247L166 244H163V245L161 244L162 246L159 247V249H158L156 247L158 245L157 243L154 244L152 242H149V239L152 238L153 236L156 237L157 234H158V236H157L158 238L161 236L163 237V235H164L163 234V231H164L163 225L164 224L163 225L161 224V225H159L157 227H153V228L146 226L144 229H141L140 227L136 226L135 229L133 227L134 230L132 232H130V231L127 232L128 231L127 229H130L133 224L127 222L125 217L122 216V218H120L121 216L117 215V214H112L110 216L106 215L108 210L112 209L114 211L115 208H113L111 206L109 209H107V211L98 212L97 207L101 205ZM112 199L113 198L110 199L111 204L113 203ZM54 203L56 205H58L57 206L58 208H56V205H54ZM76 207H77V209H76ZM78 207H79V209H78ZM119 209H121V208H119ZM113 213H115V212H113ZM10 220L12 222H18L15 225L10 224V226L8 228H6V230H8L12 234L23 235L22 231H24L25 233L26 232H28V233L40 232L44 235L46 234V231H43L42 227L37 228V226H33L32 227L33 230H31L30 232L27 231L28 230L27 227H30V226L28 225L26 220L24 221L21 219H16V217H13V219H10ZM72 220H75V223H73ZM124 222H127V223L124 224ZM123 224H124V226H122ZM129 224H131V225H129ZM128 225L130 226V228L128 227ZM102 226L109 228V230L106 229L105 227L102 228ZM147 228L148 229L150 228L149 231H151L150 234L148 232L149 237L144 232V231H146ZM148 229H147V231H148ZM156 229H158L159 231L158 230L156 231ZM135 230L138 231L139 234H142V235L144 234L143 236L145 237V239L142 241V244L136 243L134 241V238L136 237L135 234L137 233ZM100 231L101 232L105 231V232L102 234ZM107 232H109L110 234ZM126 232L128 234L129 233L132 234L133 237L130 234L128 236V234ZM111 233L115 234V236H113V234H111ZM124 233H126V234H124ZM105 234H106V236H107V234H109L108 237L112 236V238H113V239L110 238L111 241H107L108 243L111 242L109 245L106 244L107 242L105 240L106 239L108 240V237H106ZM116 234H118V236L120 238L117 237ZM124 235H126V237H124ZM122 236H123V238H122ZM176 236L171 237V240H174V239H177L178 237H180V235L179 236L176 235ZM258 236L259 237L262 236L261 238L264 237V235H261V234ZM100 237H102L101 239H103V241L97 242L98 238H100ZM127 237H128V239H130V237H132V239L127 241L126 240ZM114 238H117V240H115ZM184 239H186V238L184 237ZM184 239L180 240L181 245L179 244V247L180 246L183 247ZM187 239L188 240H185V241H186V243L187 242L189 243V244L187 243L188 245L193 246L194 243H196L195 246L200 247L197 249L194 247L192 248L193 251H195L194 253L198 256H196V255H193L195 257L190 256V255L194 254L191 248L183 250L185 258H184V256H182L183 255L182 254L183 252H182L180 259L179 258L177 259L179 264H190V263L192 264L193 262H195L194 258L199 259V263H195V264H201V263L204 264V262H206L205 264H209V263H214L217 258L221 259V257H223V255H224V252L220 251L221 254L218 253L219 252L218 248H216V249L212 248L213 250H211V247L214 246L215 242L214 243L213 242L201 243V242L196 241V240H192V239L189 240V238H187ZM233 239L235 240L236 237L234 236ZM239 239L240 238H237L236 240L240 241ZM122 240H123V244H124V245L122 244L123 247H121V245H120L122 243L121 242ZM25 242H27V240H24V243ZM129 242H131L130 244H132L134 246L129 245L132 249L128 246L129 247L128 248L129 252H128V250H124V249L125 248L127 249V247H125V246L128 245ZM133 242L136 244H134ZM165 242L167 243L166 240L164 241V243ZM240 242H242V241H240ZM255 242H257V240ZM255 242H253V243H255ZM147 243H148V245H147ZM30 244L35 246L31 242H30ZM187 244H184V245H187ZM226 244L227 243H223V246H226ZM229 244H230V241H229ZM84 245H85V247H84ZM135 245H136V247H135ZM137 246L140 248V250H139V248H137ZM250 246H251V243H249V249L246 253V256L250 255V254H248V252H250V251L253 253L255 252L253 246H251L252 248ZM107 247L109 248V250L107 249ZM98 248H99V250H98ZM206 248H207V250H206ZM189 250H191V251H189ZM201 250L203 251V253H206L208 255H204L203 253H201ZM215 250H217L218 252ZM20 251H21V249H17L15 251V253L18 254V253H20ZM124 251H126V252H124ZM185 251L187 253H185ZM211 251H213V252H211ZM261 251H263V255H264V249ZM210 252L212 255L213 254L214 255L211 256ZM146 253L144 254L145 256L148 254V253L147 254ZM216 253H217V255H216ZM141 254L143 255V253H141ZM202 255H204L203 256L204 260H202L203 257L201 258ZM186 256L187 257L189 256V258L191 257L193 259H189ZM140 258H143V257L141 256ZM205 258H207L208 260L206 259L207 260L206 261ZM44 259H45V262H44ZM200 260H202V262ZM238 260L239 259L230 260V261H227L228 263L225 262L224 264H242V262H243L242 259H240L241 261L240 260L238 261ZM160 261H163V260H160ZM236 261H238V262H236ZM166 262H167V260L164 262H161V263L163 264ZM196 262H198V260ZM161 263H159V264H161ZM8 264H14V263H8Z\"/></svg>",
  "mask_w": 264,
  "mask_h": 264
}]
</instances>
